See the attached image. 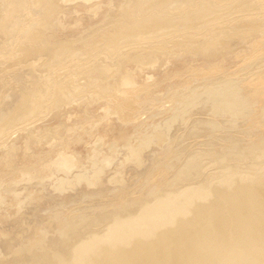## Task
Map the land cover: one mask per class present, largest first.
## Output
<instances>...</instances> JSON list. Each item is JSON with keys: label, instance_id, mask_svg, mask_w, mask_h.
<instances>
[{"label": "rangeland", "instance_id": "1", "mask_svg": "<svg viewBox=\"0 0 264 264\" xmlns=\"http://www.w3.org/2000/svg\"><path fill=\"white\" fill-rule=\"evenodd\" d=\"M1 25L3 264L41 234L63 251L61 223L86 217L73 240L99 233L100 212L264 154V93H246L264 78V0H0ZM210 89L249 98L223 113Z\"/></svg>", "mask_w": 264, "mask_h": 264}, {"label": "bare ground", "instance_id": "2", "mask_svg": "<svg viewBox=\"0 0 264 264\" xmlns=\"http://www.w3.org/2000/svg\"><path fill=\"white\" fill-rule=\"evenodd\" d=\"M166 7L178 9L179 5L168 2ZM163 23L167 29L175 28L169 20L155 23L154 28ZM260 40L255 39L254 46ZM257 79L246 91L253 103L264 93V78ZM209 93L217 95L215 104L230 114L249 98L213 89ZM259 139L264 141V135ZM130 152L135 154V149ZM4 167L0 161V169ZM3 193H12L15 209L26 207L18 189ZM134 199L108 213L100 212L108 225L99 233L73 240L86 217L61 223L58 240L63 251L45 248V234L34 243L26 239L18 245L15 240L18 247L15 243L16 250L10 249L11 264H264V154L252 171L227 172L213 184L187 185L151 200ZM38 248L45 254L34 258Z\"/></svg>", "mask_w": 264, "mask_h": 264}]
</instances>
